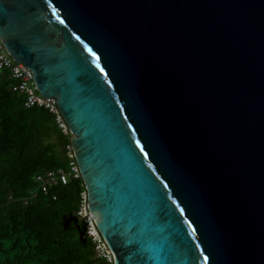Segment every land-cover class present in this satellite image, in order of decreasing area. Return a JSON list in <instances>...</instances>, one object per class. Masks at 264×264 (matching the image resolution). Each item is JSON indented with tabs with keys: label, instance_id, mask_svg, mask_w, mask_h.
I'll list each match as a JSON object with an SVG mask.
<instances>
[{
	"label": "water",
	"instance_id": "obj_1",
	"mask_svg": "<svg viewBox=\"0 0 264 264\" xmlns=\"http://www.w3.org/2000/svg\"><path fill=\"white\" fill-rule=\"evenodd\" d=\"M0 39L115 264H264V0H0Z\"/></svg>",
	"mask_w": 264,
	"mask_h": 264
},
{
	"label": "trees",
	"instance_id": "obj_2",
	"mask_svg": "<svg viewBox=\"0 0 264 264\" xmlns=\"http://www.w3.org/2000/svg\"><path fill=\"white\" fill-rule=\"evenodd\" d=\"M12 84L7 71H1L0 264H107L77 215L82 179L31 196L35 174L67 166L69 139L47 109L25 107Z\"/></svg>",
	"mask_w": 264,
	"mask_h": 264
},
{
	"label": "built area",
	"instance_id": "obj_3",
	"mask_svg": "<svg viewBox=\"0 0 264 264\" xmlns=\"http://www.w3.org/2000/svg\"><path fill=\"white\" fill-rule=\"evenodd\" d=\"M0 70L7 71L9 78L13 80V91L19 96L24 97V106L27 108L38 106L47 109L54 115L58 129L69 139L65 146V153L68 157L67 166H59L35 174L34 180L37 183V187L31 190V196H36L38 192L48 195L50 188L54 185L60 183L66 184L71 179H81V171L75 159L73 145L70 142L72 131L58 107L57 99L55 97L47 98L38 91L31 69H28L24 63L15 61L6 50L1 39ZM53 198L56 199L57 196L54 195ZM29 200L30 198H27L25 202L28 203ZM88 204V193L85 188L80 193V204L77 215L84 220L85 232L93 240L98 257L105 260L107 264H115L113 252L98 230L94 215L90 211Z\"/></svg>",
	"mask_w": 264,
	"mask_h": 264
},
{
	"label": "snow or ice",
	"instance_id": "obj_4",
	"mask_svg": "<svg viewBox=\"0 0 264 264\" xmlns=\"http://www.w3.org/2000/svg\"><path fill=\"white\" fill-rule=\"evenodd\" d=\"M61 22H62V21H61ZM88 51L91 52L92 50H91V49H88ZM92 54H93V56H95V53H92Z\"/></svg>",
	"mask_w": 264,
	"mask_h": 264
},
{
	"label": "rangeland",
	"instance_id": "obj_5",
	"mask_svg": "<svg viewBox=\"0 0 264 264\" xmlns=\"http://www.w3.org/2000/svg\"><path fill=\"white\" fill-rule=\"evenodd\" d=\"M0 73H1V70H0Z\"/></svg>",
	"mask_w": 264,
	"mask_h": 264
}]
</instances>
